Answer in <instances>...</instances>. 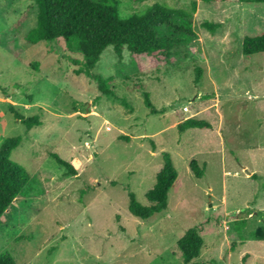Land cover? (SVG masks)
Here are the masks:
<instances>
[{
	"label": "rangeland",
	"instance_id": "rangeland-1",
	"mask_svg": "<svg viewBox=\"0 0 264 264\" xmlns=\"http://www.w3.org/2000/svg\"><path fill=\"white\" fill-rule=\"evenodd\" d=\"M194 1L195 36L170 58L137 64L128 49L123 59L104 50L94 72L109 79L107 95L77 74L84 56L63 38L26 40L34 0H0V145L21 136L11 159L31 175L0 219V255L17 264H186L178 241L197 227L204 244L188 264H264V240L254 236L264 225V53L242 51L246 36L264 32V3L121 0L119 14ZM12 107L43 124L28 129ZM190 118L209 127L180 131ZM165 154L178 178L167 209L143 220L130 212L129 192L149 204Z\"/></svg>",
	"mask_w": 264,
	"mask_h": 264
},
{
	"label": "trees",
	"instance_id": "trees-1",
	"mask_svg": "<svg viewBox=\"0 0 264 264\" xmlns=\"http://www.w3.org/2000/svg\"><path fill=\"white\" fill-rule=\"evenodd\" d=\"M142 2L144 0H135ZM210 3L215 0H203ZM243 3H264V0H236ZM37 8V24L26 35V40L32 44L40 42H54L63 38L67 48L73 53L84 56V66L77 70V74H85L98 83L99 89L114 95L109 87V79L94 72L104 50L112 46L120 59L124 57V50L128 49L134 61L139 64L144 59L147 63L168 59L174 54V49L195 36L192 19L197 11L194 1L190 9H175L164 4L156 3L139 14L121 17L119 7L121 0H34ZM210 30H216L220 25L205 22ZM243 54L251 57L264 53V32L257 36H246L242 46ZM78 64V61H75ZM202 68H197L196 81L202 78ZM145 104L152 114L159 111L154 106L149 92H144ZM15 116L28 129L43 124L39 116L26 117L14 107L11 108ZM209 124L203 120L190 118L179 125L180 131L190 128H206ZM128 139L127 137H123ZM22 142L21 136L9 137L0 145V219L8 210L11 203L20 195L27 194L24 189L31 182L30 173L19 163L11 159L14 149ZM56 161L67 168L71 174H76L74 166L52 154ZM191 170L197 178L204 176L205 170L197 160L190 164ZM178 178L177 169L172 164L169 154H165V165L157 173L156 183L147 192L149 204L138 201L135 192H129L130 212L143 220L150 219L166 210L168 207L169 191ZM245 222L238 227L240 230ZM254 236L264 240V225ZM204 238L197 227L190 228L178 241L186 264L198 258L201 254ZM0 264H17L9 253L0 255Z\"/></svg>",
	"mask_w": 264,
	"mask_h": 264
}]
</instances>
